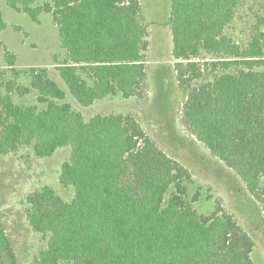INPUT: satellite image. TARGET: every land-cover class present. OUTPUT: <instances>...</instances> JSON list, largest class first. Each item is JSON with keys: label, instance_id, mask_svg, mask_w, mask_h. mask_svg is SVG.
<instances>
[{"label": "trees", "instance_id": "16d2710c", "mask_svg": "<svg viewBox=\"0 0 264 264\" xmlns=\"http://www.w3.org/2000/svg\"><path fill=\"white\" fill-rule=\"evenodd\" d=\"M248 1L171 0L169 23L186 96L182 123L240 176L264 215V19L254 21L245 43L227 32ZM6 2L36 22L52 15L66 51L57 68L82 106L145 97L149 32L140 0ZM7 62L12 76L0 71V155L32 147L46 157L71 148L60 181L74 186V198L65 202L47 185L27 198V218L46 241L31 264H256L255 242L235 214L221 199L212 212H200L191 171L134 114L86 120L46 68L20 71L13 54ZM31 91L35 103H26ZM0 264H18L2 223Z\"/></svg>", "mask_w": 264, "mask_h": 264}, {"label": "rangeland", "instance_id": "374dc122", "mask_svg": "<svg viewBox=\"0 0 264 264\" xmlns=\"http://www.w3.org/2000/svg\"><path fill=\"white\" fill-rule=\"evenodd\" d=\"M140 2L149 32L144 98L111 96L82 106L69 92L57 68V62L65 59L66 51L61 47L58 26L52 15L42 13L36 22L26 13L12 9L6 0H0L6 23L4 28L0 27V71H6L2 78L12 76L7 55L13 54L15 67L20 71L46 68L49 76L66 91V101L81 111L86 120L98 113L134 114L151 138L191 171L202 193L195 204L197 209L210 213L215 209L217 199H221L253 238L252 259L256 264H264V215L259 203L240 176L215 157L182 123L181 108L186 96L178 84L172 56L171 0ZM258 17L264 19V0H249L227 32L235 40L245 43ZM21 81L29 84L27 77ZM24 100L35 103L36 94L31 91ZM70 153V146H64L51 156L38 157L32 147H23L0 155V223L12 241L18 264H31L46 244L27 218L28 196L45 185L65 202L75 196L74 186H64L60 181L63 164L69 160Z\"/></svg>", "mask_w": 264, "mask_h": 264}]
</instances>
